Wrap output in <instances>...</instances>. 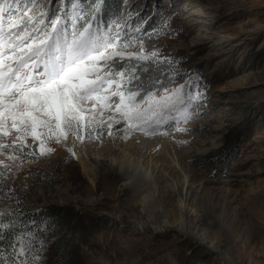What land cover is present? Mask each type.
<instances>
[{
  "label": "rangeland",
  "instance_id": "374dc122",
  "mask_svg": "<svg viewBox=\"0 0 264 264\" xmlns=\"http://www.w3.org/2000/svg\"><path fill=\"white\" fill-rule=\"evenodd\" d=\"M101 1L0 0V94L72 83L81 112L0 115V223L56 216L17 264H264V0ZM141 146L152 180L120 165Z\"/></svg>",
  "mask_w": 264,
  "mask_h": 264
},
{
  "label": "bare ground",
  "instance_id": "6f19581e",
  "mask_svg": "<svg viewBox=\"0 0 264 264\" xmlns=\"http://www.w3.org/2000/svg\"><path fill=\"white\" fill-rule=\"evenodd\" d=\"M61 82L64 83V81H61ZM63 86H64L63 84H60L59 86L56 84H51L48 88H38L35 90H23L17 93L18 99L16 100H14L15 98L6 97L0 94V115L4 114V112H7V110L10 111L12 108H16V106L18 105L19 99H22L25 102L31 103L34 106L39 107L41 101L38 102L36 100L37 95L43 99H46L52 102L51 107H53L54 109V114L57 117L59 124H61L64 121V118L66 116L71 115L74 111L81 115V112H79L78 105L74 102V96L76 92L73 87L74 85L71 83L69 84L68 87L67 86L63 87ZM1 89H2V86H1ZM27 118L31 120V117L27 116ZM155 154L156 153L154 150L141 146L139 148H135L131 152L125 153L124 157L120 161V165L122 167L125 166L129 168H134V170L137 169V171L142 170L152 180L154 179V175L156 171L160 169L158 162L156 161ZM77 156L79 160L81 161V164H83L84 168L86 169V165H85L83 157L79 155ZM184 179L186 182V180L188 179V176H184ZM173 189H176V187L174 186ZM155 190H156V187H155ZM182 202H184V199ZM186 202H188L187 197L185 198V203ZM182 215H183L182 217L183 219H181L182 223H180L176 227L180 231L188 232L190 228L187 223L188 220L186 219V212L184 211ZM168 228H169L168 226L164 228L155 226L153 228V232H161L163 229L167 230ZM141 229H143V226L139 224L137 228H134V232H136L137 234L140 232ZM153 232L150 234L151 236L154 234ZM190 232L194 235V237L198 240L199 243L204 244L208 242L211 250H218V251L221 250L222 246L218 242H215L214 240L209 239L207 232L203 228L198 227L195 229L194 232L191 231L190 229Z\"/></svg>",
  "mask_w": 264,
  "mask_h": 264
},
{
  "label": "trees",
  "instance_id": "16d2710c",
  "mask_svg": "<svg viewBox=\"0 0 264 264\" xmlns=\"http://www.w3.org/2000/svg\"><path fill=\"white\" fill-rule=\"evenodd\" d=\"M101 2L106 3L112 13L118 14L123 0H102ZM45 217L47 218L45 219ZM55 219L56 216L53 212L36 214L29 212L23 204L17 206L0 223V264H17V246L23 237L30 234L42 237L44 235V237L54 236V230L51 232L48 228L54 226L52 223ZM59 243L55 248L64 263L67 254L66 247Z\"/></svg>",
  "mask_w": 264,
  "mask_h": 264
}]
</instances>
